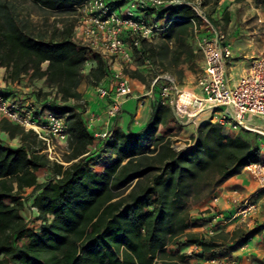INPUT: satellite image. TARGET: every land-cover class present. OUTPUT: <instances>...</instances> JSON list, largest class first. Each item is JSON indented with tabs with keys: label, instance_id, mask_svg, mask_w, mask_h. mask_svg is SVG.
Masks as SVG:
<instances>
[{
	"label": "trees",
	"instance_id": "obj_1",
	"mask_svg": "<svg viewBox=\"0 0 264 264\" xmlns=\"http://www.w3.org/2000/svg\"><path fill=\"white\" fill-rule=\"evenodd\" d=\"M81 1L0 0L5 80L22 83L27 78L34 84L43 79L49 92L42 97L32 86L30 94L41 102L54 91L51 108L67 114L69 124L65 165L42 153L44 144L34 132L7 119L0 122L10 137L20 139L17 147L0 146V264H176V258L186 262L231 255L252 231L241 225L210 236L191 231L199 224L190 217L188 201L192 196L199 200L202 193L213 192L245 166L261 161L257 136L231 135L207 121L189 147L177 149L171 137L157 135L160 125L175 120L170 106L157 98L145 128L112 127L94 149L95 135L83 116L85 102L78 87L83 81L103 85L112 74L108 59L77 44L74 24L43 30L27 19L32 9L72 14ZM127 2L113 3L119 7ZM166 11L170 24L157 38L163 42L158 47L157 39H142L137 55L142 62L169 52L178 61L194 30L192 19H199L187 4L165 8L159 15ZM3 92L23 98L17 89ZM40 169L48 171L45 180L39 179ZM27 188L31 193L25 198ZM27 205L33 210L29 218L24 215ZM187 243L200 248L186 254L182 248Z\"/></svg>",
	"mask_w": 264,
	"mask_h": 264
},
{
	"label": "built area",
	"instance_id": "obj_2",
	"mask_svg": "<svg viewBox=\"0 0 264 264\" xmlns=\"http://www.w3.org/2000/svg\"><path fill=\"white\" fill-rule=\"evenodd\" d=\"M114 1L82 0L74 6L77 24L73 30V39L79 46L89 47L108 59L112 84L96 86L98 95L108 98V120L118 116L125 103L134 95L132 77L124 66L133 64L140 54L142 39L153 42L170 24L148 22L137 15L136 10L160 13L165 8L187 4L192 6L199 17L198 20L192 19L194 34L205 56L198 82L200 94L185 92L173 75L154 70L152 88L158 91L159 101L170 106L176 119L184 116L193 119L199 112L207 110L210 119L223 127L256 132L264 138V55L255 58L247 72L235 84H231L227 75V62L233 56L232 46L220 25L208 16L201 3L188 0H128L126 4L117 7ZM202 26L207 31H203ZM144 64L153 63L149 57H144ZM184 95L188 96V100H183ZM55 96L56 93L52 91L41 102H36L35 99L9 97L0 88V114L4 119L34 132L43 142L42 153L49 160L64 163L58 157L56 146H68L69 124L67 114L51 108L56 101ZM255 118H260L263 124L254 123ZM134 122L139 123L137 119ZM110 133L109 128L96 131L92 147L95 149ZM260 147L262 152L264 141ZM243 170L257 182L258 190L244 194L239 187L230 188L229 201L234 209L227 212L226 216L217 205L220 195L213 193L208 206L209 226L206 235H213L227 223H241L258 211L259 204L254 197L260 191L264 192V159L245 166ZM221 216L224 222L220 225ZM203 261L206 264H243L238 258L220 255ZM246 264L256 262L251 260Z\"/></svg>",
	"mask_w": 264,
	"mask_h": 264
},
{
	"label": "rangeland",
	"instance_id": "obj_3",
	"mask_svg": "<svg viewBox=\"0 0 264 264\" xmlns=\"http://www.w3.org/2000/svg\"><path fill=\"white\" fill-rule=\"evenodd\" d=\"M188 1L201 3L204 10L210 14V15L208 14V16H210V18L214 22H217L220 25L221 30L224 33L226 39L232 38L235 32H237L238 30H242L243 32H245L246 29H251L254 27L260 28L259 35H256V34L252 35V46H258L259 48L262 49V51L258 53L252 59L250 58V56H246V57L248 61L250 59L253 61L255 58L264 55V0H220L217 5H214V0H207L206 4L202 3L203 0H188ZM218 12L219 14H217ZM226 12L228 15L227 17H225ZM136 14L148 22L158 21L161 25H165L169 18L168 11H166L163 15H159V13L157 12L148 11L145 13L143 10L137 9ZM27 19L29 20V22H31V25L34 28L36 29L41 28L43 30H45L46 28L53 29L55 27L62 28L69 24H74V28H75L77 24V17L75 15V12L72 14L70 12L69 13L68 12H50L47 14H38L32 9V13L30 16H27ZM202 28H203V31H207V28L205 26H202ZM239 37L241 39L238 38L237 39L238 42H235L234 46L244 47L245 44H247L249 41L246 42L245 39H243V37L249 38V35L245 36L244 34H242V35H239ZM162 42H163V39L159 38L155 41V44L158 47H160ZM175 47L176 46H173L172 48H175ZM185 47L186 48L184 49L183 54L181 55L180 59L176 62L173 59V53L169 52L164 58H162V56L155 57V60L152 61L153 63L152 65L144 64V62H142L141 59L137 57L135 61L133 62V64L128 65V66L125 65L124 67L130 73L131 76L132 74L135 75V77L132 76L133 78L138 79L145 85V89H151V90L153 89V92L155 91L158 93L156 88H152V80L155 75L154 70H157L161 72H167L173 75L177 79V81L180 83L182 89L185 92H193L196 94H200L198 82L203 72L205 56H204V53L201 47L199 46V42L194 34V30L185 39ZM248 48L249 46H246L240 49L239 51L241 52L236 50L235 56L232 59L233 61H237V62L236 63L228 62V69L230 70V72L243 71V68H242L243 66L246 68L247 67L249 68L251 63L248 66L247 65L248 61L244 60L246 59L245 55L247 54L245 49H248ZM132 72H135V73H132ZM29 82L30 81H28L27 79H23L22 83H17V84L25 86ZM83 82L87 84L86 86H91V87L96 88V86L88 83L87 81H83ZM39 84H42V85H39ZM30 85L34 86L35 89H40V95L42 97L44 94L49 92V89L45 87L44 82H41L40 80H37L36 83L30 84ZM184 98L185 99L183 100H188L187 99L188 96L186 97L185 95ZM28 99H31V98L28 97ZM178 119H179L178 122H176L175 124L169 123L167 127H164L162 129V134L176 128L175 131L168 133V135L174 140V146L177 149H182V148L189 147L192 144L193 136L196 133L190 137L191 139L183 140L179 135V132H180L179 130L182 128V126H184L185 122H187V117L184 116ZM207 121L214 122L211 119H206L205 121L201 122V124ZM253 122L259 125L263 124L260 118L253 119ZM224 131L231 135L238 134V135H242L246 137L249 136L252 138L254 136H257V139L260 143L261 142L263 143L264 141V138H261V136H259L256 132L247 131L241 128L239 129L230 128L229 129L227 127H224ZM16 137L19 138V136H16ZM56 151H57L58 157L64 162L63 164L67 165L68 163L64 161V158L67 154V146L58 145L56 146ZM261 156H262V159H264V148L261 152ZM241 172L242 170L240 171V173ZM47 174H48V171L46 169H40L38 171V175L41 180L46 179ZM258 188L259 186L257 182L252 178V192L258 190ZM214 191L204 196L202 193L201 195L202 197L199 200L196 197L192 196L188 201V209H189L190 217L194 223L199 224L196 227H192L190 230L199 232L202 236L206 235V230L209 226L207 224L208 223L207 213L209 210H208V207L206 209H200V208L197 209L196 205L204 198L209 199V202H210V197L212 196ZM30 193H31V188H27L26 191L23 193V196L27 198L30 195ZM254 198L257 200L259 207L256 213H252V217L246 219L245 221H242L241 223L239 222L227 223L226 225H224V228L222 229L220 228L219 231L225 229L231 232L238 225L248 228L249 230L252 231V234L250 238L248 239L247 243L249 241L250 242L252 241V248L255 247L254 250H256V252H258L261 257V255L264 254V192L260 191L259 194L255 196ZM31 212H33V210L30 208L29 205H27L26 208L24 209L25 217L29 218L30 215L32 214ZM219 231H217L216 233H218ZM216 233L214 234L216 235ZM207 236H210V235H207ZM242 245L246 246V244L244 243L239 246H236L234 250L238 248L242 249ZM169 248H175V247L170 246ZM189 250L190 249L186 247L185 251L183 252L186 254H192L194 252L192 250L190 251ZM229 256L231 257V255ZM256 259H259V257L258 258L256 257ZM259 261L262 264H264V256L262 257V259H259ZM174 262H176V264H206L202 262L197 263V260L195 258L190 259L186 262H182L180 261L179 258H176Z\"/></svg>",
	"mask_w": 264,
	"mask_h": 264
},
{
	"label": "crops",
	"instance_id": "obj_4",
	"mask_svg": "<svg viewBox=\"0 0 264 264\" xmlns=\"http://www.w3.org/2000/svg\"><path fill=\"white\" fill-rule=\"evenodd\" d=\"M219 14V12L217 13ZM260 28H251L246 29L245 32L242 30H238L235 32L232 38H228L227 41L231 43L232 50H233V56L234 58L236 50L239 51L240 49L249 46L246 50V55L244 60H247L246 56H250V58H254L258 53L262 51L261 48L258 46H252V35L256 34L259 35ZM244 34L245 36L249 35V38L243 37L247 44H245L244 47L234 46L235 42H238L239 35ZM233 44V45H232ZM234 48V49H233ZM241 52V51H239ZM228 60V62L236 63L237 61H233V59ZM248 61V66L252 62V60ZM228 62H227V75L228 79L231 84H235L237 80L245 74V72L248 70V67H242L243 71H233L230 72L228 69ZM230 68V67H229ZM5 68L0 66V88L3 91L10 92L12 90L17 89L18 93L23 98H31L35 99V96L31 95V88L32 85H18L16 82L12 83L10 81L5 80ZM132 77V76H131ZM27 79V78H25ZM41 82H44L43 79L40 80ZM37 81H35L36 83ZM112 84V77L108 78L106 82L103 83V85L110 86ZM132 84L134 86V95L132 98H130L125 105L122 108V111L120 114L114 118H111L108 120V117L106 115V109H107V102L108 98H101L95 87L86 86L87 84L82 82L78 90L83 94L84 99V108H83V116L86 119L89 128L95 133L96 131L104 130L106 128H109L111 130L112 127H120L126 131H139L147 126V124L150 121L152 110L155 105V102L157 98L159 97V94L157 92H153V89H145V85L139 81L136 78L132 77ZM42 85V84H39ZM19 87V88H18ZM21 87V88H20ZM47 88V87H46ZM205 113V114H204ZM93 116H96V118H93ZM93 118V120H91ZM4 119L2 115L0 114V122ZM134 119H137L139 123H135ZM206 119H210L209 112L207 113V110L199 112L195 118L193 119H187V122H185L184 126L179 130V135L183 140H189L190 137L196 133V130L198 126L201 124V122L205 121ZM179 119H176L174 121H171L170 124H175L178 122ZM164 128L163 125H160L157 135L163 136V137H169L168 133H171L175 131V129H172L168 132H165L162 134V129ZM178 135V136H179ZM14 146L17 147L20 145V139L18 137H10V135L2 130L0 128V146ZM48 177V174L47 176ZM40 179V178H39ZM45 180V179H44ZM41 181V179H40ZM239 187L244 194H251L252 193V176L245 172V170H242L241 173H238L229 179H227L222 185L217 187V189L214 191V193L219 194L220 198L218 201V208L220 211L223 212V215L227 214V212L234 209V206L229 201V189L232 187ZM209 206V199L204 198L201 200L197 205V209H206ZM208 214V213H207ZM224 217H220V225L223 224ZM223 227V226H221ZM246 246L242 249L238 248L232 251L231 257L238 258L243 264L248 263L251 260H254L256 264H262L259 259H262L264 256L261 255L254 248H252V241L245 243ZM186 247H188L192 251H197L200 247L196 243H187L183 246L182 251H185ZM189 250V251H190ZM256 257L259 259H256ZM198 262L205 263V261L197 260Z\"/></svg>",
	"mask_w": 264,
	"mask_h": 264
},
{
	"label": "bare ground",
	"instance_id": "obj_5",
	"mask_svg": "<svg viewBox=\"0 0 264 264\" xmlns=\"http://www.w3.org/2000/svg\"><path fill=\"white\" fill-rule=\"evenodd\" d=\"M191 93H193V92H191ZM193 94H195V95H197L196 93H193ZM185 96V95H184ZM186 97H187V95H186ZM185 99V98H184Z\"/></svg>",
	"mask_w": 264,
	"mask_h": 264
}]
</instances>
